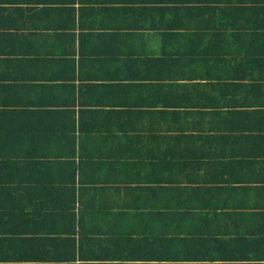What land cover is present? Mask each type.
Masks as SVG:
<instances>
[{
    "label": "trees",
    "instance_id": "1",
    "mask_svg": "<svg viewBox=\"0 0 264 264\" xmlns=\"http://www.w3.org/2000/svg\"><path fill=\"white\" fill-rule=\"evenodd\" d=\"M0 264H264V0H0Z\"/></svg>",
    "mask_w": 264,
    "mask_h": 264
},
{
    "label": "crops",
    "instance_id": "2",
    "mask_svg": "<svg viewBox=\"0 0 264 264\" xmlns=\"http://www.w3.org/2000/svg\"><path fill=\"white\" fill-rule=\"evenodd\" d=\"M25 95H26V92H22V93H20V94H19V96H20V97H22L23 99H25V100H26L27 98H26V96H25Z\"/></svg>",
    "mask_w": 264,
    "mask_h": 264
}]
</instances>
